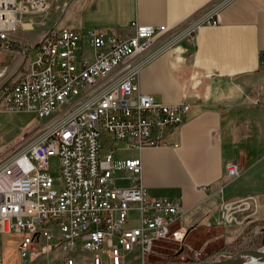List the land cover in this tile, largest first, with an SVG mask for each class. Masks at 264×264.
Listing matches in <instances>:
<instances>
[{
	"label": "built area",
	"instance_id": "obj_1",
	"mask_svg": "<svg viewBox=\"0 0 264 264\" xmlns=\"http://www.w3.org/2000/svg\"><path fill=\"white\" fill-rule=\"evenodd\" d=\"M58 1L0 0V53L10 50L22 60L0 81V107L33 113L42 124L40 136L0 155V236L21 237L22 264H76L74 253L91 254L93 264H125L134 251L144 263L165 244L181 247L186 236L181 198L152 197L142 183L141 159L117 157L119 144L126 151L165 146L167 134L185 123L189 105L157 103L139 86L140 71L160 51L136 60L169 29L135 21L128 38L97 28H54L39 45L14 38L19 28L42 25ZM230 1L193 16L164 50L194 43L201 29L221 25ZM105 137L111 146L102 152ZM226 168L239 176L236 163ZM246 204L222 201L221 224L233 225ZM134 214L138 226L130 228ZM41 245L60 249L63 259L32 262ZM188 257L193 263L222 260L202 251Z\"/></svg>",
	"mask_w": 264,
	"mask_h": 264
},
{
	"label": "crops",
	"instance_id": "obj_2",
	"mask_svg": "<svg viewBox=\"0 0 264 264\" xmlns=\"http://www.w3.org/2000/svg\"><path fill=\"white\" fill-rule=\"evenodd\" d=\"M225 1L80 0L65 26L103 29L125 38L133 36L135 21L169 29L152 51L136 60L160 51L140 71V90L157 103L187 104L190 110L185 123L167 134V145L131 151L132 156L120 159H141L142 183L152 197L183 201L186 236L170 256L174 259H185L192 250L212 256L225 243L243 236L249 226L264 222V0H231L221 10V25L204 27L194 43L181 41L164 50L189 19ZM76 13L79 18L74 21ZM54 28L64 29L54 26L49 31ZM46 34L38 42L14 38L24 46L39 45ZM228 163L239 166V176L229 174ZM222 201L247 203L235 214L233 225L221 224ZM256 229L259 237L263 228ZM4 236H0V252L8 264L1 244ZM63 256L60 249L41 245L30 259L55 263ZM71 257L76 264H93L89 253ZM9 264L22 260L18 256Z\"/></svg>",
	"mask_w": 264,
	"mask_h": 264
},
{
	"label": "rangeland",
	"instance_id": "obj_3",
	"mask_svg": "<svg viewBox=\"0 0 264 264\" xmlns=\"http://www.w3.org/2000/svg\"><path fill=\"white\" fill-rule=\"evenodd\" d=\"M80 0H60L56 3L51 16L42 21V25H37L34 29H26V28H19V30L15 33V36L18 37L21 41L24 40L31 42H38L48 31L51 27L57 26L59 28H65L67 23H69L71 17H73L77 7L79 6ZM72 4V5H71ZM71 6V7H70ZM75 20L79 18V14L76 13L74 16ZM40 23L41 19H36ZM72 29V27H71ZM184 41V40H183ZM23 43V44H24ZM35 44V43H34ZM12 53L10 50H5L4 52L0 53V59L4 60V57L9 56ZM15 60L10 66L9 75L13 73L21 63V56L17 53H14ZM23 69L26 68V63L22 67ZM10 77V76H9ZM41 123L38 117L33 113L28 112H13L7 111L0 107V155L4 154L5 152L14 149L19 145L26 144L29 140L35 139L42 134ZM101 146L102 152H106L108 148L111 146L110 140L107 137L101 139ZM120 148L123 145H118ZM135 152L131 151H120L117 154V157L120 158L122 156L130 157ZM51 174L54 178L58 176L57 174V163L56 159L53 158L51 162ZM138 226L137 215L134 214L132 216L131 223L129 225L130 228ZM249 226L246 231H244V235L240 238L233 240L231 243H225L221 248L217 249L215 254H212L214 258L217 260L223 259L227 251H231L232 246L237 248V250L243 251L246 249H260L262 248L264 240H258V234L260 230L257 231L255 227L254 229ZM262 229V227H261ZM257 231V232H256ZM263 232V231H262ZM2 250L6 254V258L9 262L14 263L16 257L20 256L17 255L16 251V244H18L19 239L16 235H7L2 237ZM180 244L177 243H169L161 248H158L156 253L149 258L146 259L144 264H165L170 262H180L184 261L185 259H189V257L185 259H174L172 256L177 249H179ZM229 246V248L227 247ZM228 248L227 251L224 249ZM192 250L189 255H192ZM238 253V252H237ZM234 253V254H237ZM131 254V255H130ZM128 254V264H140L142 262L141 255L134 251ZM231 254V255H234ZM207 255V254H206ZM137 257V258H136ZM137 259L139 261H137ZM20 260V259H19ZM224 260V259H223Z\"/></svg>",
	"mask_w": 264,
	"mask_h": 264
},
{
	"label": "water",
	"instance_id": "obj_4",
	"mask_svg": "<svg viewBox=\"0 0 264 264\" xmlns=\"http://www.w3.org/2000/svg\"><path fill=\"white\" fill-rule=\"evenodd\" d=\"M9 67H10V62H7L3 66V69L0 71V81L3 78H5V76L7 75ZM263 245H264V241H263ZM240 256L251 257L252 259L257 260L260 264H264V246L260 249H246V250L240 251L237 254L229 255L227 259L220 260V261L193 263L190 260H184L180 262H170V263H165V264H234L233 258L240 257Z\"/></svg>",
	"mask_w": 264,
	"mask_h": 264
},
{
	"label": "trees",
	"instance_id": "obj_5",
	"mask_svg": "<svg viewBox=\"0 0 264 264\" xmlns=\"http://www.w3.org/2000/svg\"><path fill=\"white\" fill-rule=\"evenodd\" d=\"M262 227L263 228V232L260 234V236H259V238H258V240H264V222H258V223H255L251 228L252 229H254L255 227ZM246 231V230H245ZM165 245H167V244H165ZM164 245V246H165ZM228 248H229V246H227ZM228 248H225L224 247V249L227 251V249ZM232 248L233 249H231V251H227V253L225 254V256L226 257H224L223 259L225 260V259H227V257L229 256V255H231V254H234V253H237V252H239V250H237V248H234L233 246H232ZM222 259V260H223Z\"/></svg>",
	"mask_w": 264,
	"mask_h": 264
},
{
	"label": "bare ground",
	"instance_id": "obj_6",
	"mask_svg": "<svg viewBox=\"0 0 264 264\" xmlns=\"http://www.w3.org/2000/svg\"><path fill=\"white\" fill-rule=\"evenodd\" d=\"M234 264H260L257 260L247 256L233 258Z\"/></svg>",
	"mask_w": 264,
	"mask_h": 264
},
{
	"label": "flooded vegetation",
	"instance_id": "obj_7",
	"mask_svg": "<svg viewBox=\"0 0 264 264\" xmlns=\"http://www.w3.org/2000/svg\"><path fill=\"white\" fill-rule=\"evenodd\" d=\"M14 60H15V55L12 52L10 53L9 56L4 57V60L2 59V65L4 66L7 62H10V66H11Z\"/></svg>",
	"mask_w": 264,
	"mask_h": 264
}]
</instances>
